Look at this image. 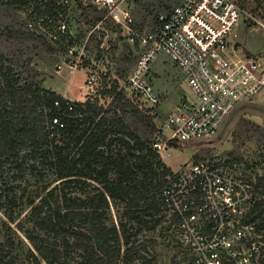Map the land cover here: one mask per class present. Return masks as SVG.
<instances>
[{
	"label": "trees",
	"instance_id": "obj_1",
	"mask_svg": "<svg viewBox=\"0 0 264 264\" xmlns=\"http://www.w3.org/2000/svg\"><path fill=\"white\" fill-rule=\"evenodd\" d=\"M57 1L0 0V170L9 163L16 167L26 163L36 181L43 183L35 195L26 198L24 215L29 226L23 228L17 222L31 245L27 264H129L145 257L152 240H132L137 232H130L128 223L135 222L140 231L141 226L154 228L160 222L161 217L155 216L160 211V192L176 172L152 147L159 136L165 137L156 128L152 108L141 105L109 73L101 76L103 84L98 89L109 97L106 103L100 102L98 94H88L84 100L66 98L43 84L33 61L47 54H66L64 41L70 37L69 33L61 34L59 40L49 36L58 14H66ZM173 3L160 0L161 9L152 11L143 0L138 1L136 25L140 30H154L165 21ZM239 3L254 15L264 16V0ZM19 10L25 11V18ZM105 15L104 9L88 5L77 19L89 31ZM29 19L35 22L32 29L27 25ZM38 22L46 31L39 30ZM105 24L112 32L120 31L108 19ZM74 34L78 40L84 37ZM126 49L122 61L136 56L128 43ZM96 56H101L99 49ZM117 74L123 78V69ZM106 80H111L109 86ZM241 125L248 129L253 124L241 118ZM227 155L243 160L239 152L228 151ZM215 157L195 153L192 160ZM46 170L51 175L47 179ZM258 180L264 187V175ZM109 199L124 203L126 220L120 218L118 226L111 218L108 221ZM6 215L14 221L12 214ZM149 216L154 218L148 220ZM4 226L11 229L6 222ZM14 246L11 236L0 242V264H24L14 258Z\"/></svg>",
	"mask_w": 264,
	"mask_h": 264
},
{
	"label": "built area",
	"instance_id": "obj_2",
	"mask_svg": "<svg viewBox=\"0 0 264 264\" xmlns=\"http://www.w3.org/2000/svg\"><path fill=\"white\" fill-rule=\"evenodd\" d=\"M138 1L58 0L66 14H58L48 33L55 40L61 34L69 33L70 37L64 41L67 52L62 63L55 64V72L60 73L63 67L70 72L89 67L87 81L94 82L93 65L107 55L116 32L105 24L108 19L119 26L137 54L127 77L128 89L147 107H154L160 95L152 68L164 56L190 88L166 114L162 127L165 137L152 143L160 155H168L170 141L211 136L237 101L250 99L261 89V56L244 50L236 28L241 17L263 28L264 24L239 0H174L159 27L140 30L134 10ZM88 5L104 9L106 15L78 40L69 27V17ZM39 23V30L46 31ZM27 25L32 29L35 22ZM94 32L101 54L98 59L96 53L91 56L86 51ZM54 103L59 104L58 100ZM175 172L160 192L159 216L171 243L182 249L183 264H264V187L258 180L264 174L242 161L219 156L187 161ZM259 209L262 211L257 213Z\"/></svg>",
	"mask_w": 264,
	"mask_h": 264
},
{
	"label": "rangeland",
	"instance_id": "obj_3",
	"mask_svg": "<svg viewBox=\"0 0 264 264\" xmlns=\"http://www.w3.org/2000/svg\"><path fill=\"white\" fill-rule=\"evenodd\" d=\"M161 1L171 5L174 0ZM159 2L160 0H143L145 7L147 6L148 10L152 11L161 9L158 5ZM79 13L78 10L71 13L69 24L73 32H77L82 37L86 35L88 29L83 22L78 21ZM161 15H163V12L160 13ZM19 16L25 18V11L19 10ZM254 16L264 24V16ZM244 20V17H241L236 28L237 39L246 52L261 56V64L264 67V28L257 22L251 23ZM28 21L33 22L30 19ZM95 34L96 32L92 34L86 48L87 53L91 56H94L97 50L98 39ZM126 44L124 35L122 36L118 30L113 33L107 55L100 62L96 61L97 63L93 65L92 73H95V80L92 83L87 81V77L91 72L89 67H79L71 72L63 67L60 73L55 72V64L62 63L65 58L63 52L44 55L41 59L33 61V64L40 70L45 86L58 90L69 87L66 92L67 95L76 98V100H84L88 94H98L100 102L106 103L109 101V97L98 92L103 84L101 76L105 73H109L111 80L116 79L121 86L125 85L126 91L129 94L131 93L126 81L137 59V54L136 56L133 54L129 59L122 61L123 56L128 54ZM95 58L98 59L99 57L95 56ZM87 62L89 61L84 60V63ZM154 66L152 76L160 95V101L157 105L151 107L150 113L158 132H162L166 114L174 108L182 96L190 92V88L181 77L177 67L165 59L164 56H160L155 61ZM119 68L123 69V78L117 74ZM111 80H106L108 86L111 84ZM128 93L127 95H129ZM138 100L143 105L144 102ZM145 106L147 107V104ZM241 118L248 119L253 125L248 129L242 125L239 127ZM236 129L239 131H237V136L234 137L233 131ZM161 138L162 136H159L158 139ZM228 151H232L234 155H237L238 152L241 153L243 160L240 161L247 164L256 173L264 174V84L250 99L237 101L211 136L180 142L175 146H171L168 155H160V157L173 171H177L182 164L192 160L195 153L202 155L210 153L214 156L232 159L230 155H227ZM46 171L48 172V170ZM49 174L48 172L45 179L51 176ZM36 180L37 176L30 171L26 163L17 165V167L14 163H9L0 170V242L11 236L15 243L13 253L16 255H14V258L19 262L22 260L24 264L28 263L25 257L27 249L31 245L25 238L23 231L18 228L17 222H20L23 228L29 226V222L24 215L27 210L26 198L35 195L39 190L38 186L43 184L42 181ZM84 188L86 189L85 186H83ZM12 199H14V202L11 201ZM109 200L108 219L111 218L113 223L118 226L120 218L123 221L126 220L122 215L124 203L120 200ZM6 213L12 214L15 217L14 221L8 220ZM155 216H159V212ZM147 218L150 220L154 217L149 216ZM5 222L10 225L11 229L4 226ZM128 226L130 232H137L131 236L132 240L134 238L137 239V242L152 240L147 243L146 253L148 257L134 259L129 264H183V260L180 259L182 249L179 245L171 243L173 241L167 236L164 225L160 226V222L154 228H149V224L147 227L141 226L140 231H137L138 225L135 222L130 221ZM9 254L11 253L9 252Z\"/></svg>",
	"mask_w": 264,
	"mask_h": 264
},
{
	"label": "crops",
	"instance_id": "obj_4",
	"mask_svg": "<svg viewBox=\"0 0 264 264\" xmlns=\"http://www.w3.org/2000/svg\"><path fill=\"white\" fill-rule=\"evenodd\" d=\"M153 67H155L154 66V64H153ZM154 82V81H153ZM156 85V83H154V86ZM156 88V87H155ZM157 89V88H156ZM54 90H56L58 93H60L61 95H63V96H66V97H68V98H71V99H75L76 100V98H72V97H69L68 95H67V91L69 90V87H65V89L64 90H58V89H54Z\"/></svg>",
	"mask_w": 264,
	"mask_h": 264
}]
</instances>
